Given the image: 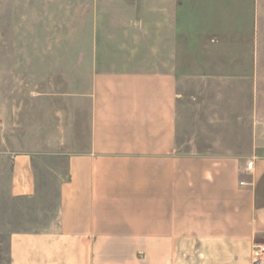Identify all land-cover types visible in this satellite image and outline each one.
<instances>
[{
	"label": "crops",
	"instance_id": "obj_1",
	"mask_svg": "<svg viewBox=\"0 0 264 264\" xmlns=\"http://www.w3.org/2000/svg\"><path fill=\"white\" fill-rule=\"evenodd\" d=\"M75 2L88 29L73 58L87 76L74 87H89L87 138L68 153L54 222L11 233L8 264H255L264 0ZM12 192L35 193L26 153Z\"/></svg>",
	"mask_w": 264,
	"mask_h": 264
},
{
	"label": "rangeland",
	"instance_id": "obj_2",
	"mask_svg": "<svg viewBox=\"0 0 264 264\" xmlns=\"http://www.w3.org/2000/svg\"><path fill=\"white\" fill-rule=\"evenodd\" d=\"M75 4L0 0V264H8L11 233L54 222L68 153L87 138L89 87H74L75 82L85 85L87 76H75L73 58L75 37L83 41L88 29L84 16L76 26ZM258 79L260 114L264 70ZM224 111L226 118L231 116L229 107ZM221 127L230 131L232 125ZM20 153L32 161L35 193L29 197L12 192L13 159Z\"/></svg>",
	"mask_w": 264,
	"mask_h": 264
},
{
	"label": "built area",
	"instance_id": "obj_3",
	"mask_svg": "<svg viewBox=\"0 0 264 264\" xmlns=\"http://www.w3.org/2000/svg\"><path fill=\"white\" fill-rule=\"evenodd\" d=\"M252 161L247 162L246 168L249 170L252 168ZM264 256V243L260 245H256L252 251V257H253V262L255 264H258L261 262L262 258Z\"/></svg>",
	"mask_w": 264,
	"mask_h": 264
}]
</instances>
